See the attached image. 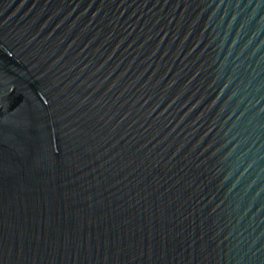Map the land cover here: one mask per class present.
Instances as JSON below:
<instances>
[{"label": "water", "instance_id": "95a60500", "mask_svg": "<svg viewBox=\"0 0 264 264\" xmlns=\"http://www.w3.org/2000/svg\"><path fill=\"white\" fill-rule=\"evenodd\" d=\"M0 264H264V0H0Z\"/></svg>", "mask_w": 264, "mask_h": 264}]
</instances>
